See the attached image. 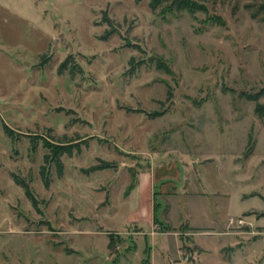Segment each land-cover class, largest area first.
<instances>
[{"label": "rangeland", "instance_id": "rangeland-1", "mask_svg": "<svg viewBox=\"0 0 264 264\" xmlns=\"http://www.w3.org/2000/svg\"><path fill=\"white\" fill-rule=\"evenodd\" d=\"M196 1L0 0V264H264V0ZM46 141L76 144L49 187ZM165 161L203 194L153 223Z\"/></svg>", "mask_w": 264, "mask_h": 264}, {"label": "crops", "instance_id": "crops-1", "mask_svg": "<svg viewBox=\"0 0 264 264\" xmlns=\"http://www.w3.org/2000/svg\"><path fill=\"white\" fill-rule=\"evenodd\" d=\"M1 42L3 41H0V49L3 46ZM178 165L177 162L172 161H165L156 165L150 164V166L137 174L136 184L129 193L128 198H134L136 203H138L137 209L152 217L153 223L155 219L160 222H166L167 219L175 222L170 218L173 202L180 198L186 199L203 194L200 190L191 187L194 182L199 183L200 179L197 180L198 178L188 173L190 168L187 164L183 165L182 172H180L181 169H179ZM181 176H183L182 183L177 184V181L181 180ZM142 194H145V197H147L145 205H142ZM185 208L188 209L187 206ZM167 209L168 211H165ZM189 217L190 213L187 214L186 220L183 216H180L179 220L183 219L185 223H189Z\"/></svg>", "mask_w": 264, "mask_h": 264}, {"label": "trees", "instance_id": "trees-1", "mask_svg": "<svg viewBox=\"0 0 264 264\" xmlns=\"http://www.w3.org/2000/svg\"><path fill=\"white\" fill-rule=\"evenodd\" d=\"M163 1L168 2V8L170 10H189L190 12H194L196 9H204V5L197 2L196 0H150V5L153 9H155L158 5H160ZM260 8H264V2L261 4ZM106 21H108V23L110 21V19H108L106 17ZM109 33V32H108ZM108 33L103 36V38H107ZM72 56H69L65 62H63V66L66 65V68L68 67L70 60H71ZM264 94V88L255 93V94H247L248 98L251 100H258V98ZM257 114L262 117L264 115V104L261 103H257L256 108H255ZM160 113V112H159ZM159 115V114H156ZM4 127L5 130L7 131L8 135L12 136L13 139H15V136L18 138V134H20V132H15V130L11 127H9L7 124L4 123ZM252 138V136H251ZM250 138V139H251ZM74 143H55V144H51L50 142L46 141L45 142V147L49 149V152L46 153L44 155V161L45 164L41 165L40 167V174L41 177L44 181V184L46 187L50 186V177H49V168L46 166L47 163H54L56 165L57 168V173L59 176H62L63 174V170H64V164L63 161L61 159V157L64 154H68V155H72L74 148H75ZM250 148V147H249ZM107 165H109L108 163H105L104 166H95L93 169H99V168H106ZM13 177L16 181V183L22 185L25 189L26 195L33 201V204L36 206L38 199L34 193V191L32 190V187L29 183V181L26 180V178L13 173ZM134 185L131 187V189H133ZM262 216H264V211L261 213ZM110 238H112V236H110ZM112 244V239L110 241V246Z\"/></svg>", "mask_w": 264, "mask_h": 264}]
</instances>
